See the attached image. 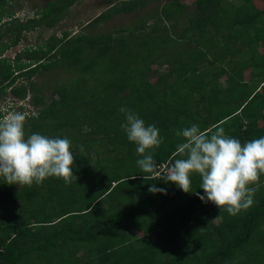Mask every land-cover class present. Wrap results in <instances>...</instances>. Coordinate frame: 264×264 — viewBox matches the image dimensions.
<instances>
[{"label":"trees","instance_id":"trees-1","mask_svg":"<svg viewBox=\"0 0 264 264\" xmlns=\"http://www.w3.org/2000/svg\"><path fill=\"white\" fill-rule=\"evenodd\" d=\"M14 1L0 0V24L10 18L0 25V94L10 87L22 100L32 91L33 104L45 105L26 80L71 72L49 105L15 111L27 114L26 136L68 138L75 161L70 182L49 177L10 190L0 177V264H264V174L250 185L254 204L235 216L193 193L204 195L198 174L189 193L161 179L182 142L177 131L192 124L222 126L242 144L264 137V0H156L151 8L150 0H103L108 7L87 25L147 14L98 36L53 35L12 59L2 53L24 32L54 27L77 0H49L26 19L9 10ZM121 107L159 128L155 173L136 164ZM153 184L166 194L150 193Z\"/></svg>","mask_w":264,"mask_h":264},{"label":"clouds","instance_id":"clouds-1","mask_svg":"<svg viewBox=\"0 0 264 264\" xmlns=\"http://www.w3.org/2000/svg\"><path fill=\"white\" fill-rule=\"evenodd\" d=\"M8 92L11 93L10 87L4 94ZM15 110L10 104L3 108L0 103V177L9 185L19 186L42 183L49 177L70 182L75 161L70 140L39 133L26 136L27 114ZM120 111L125 114L121 128L142 157L136 164L144 173H155L156 164L150 150L163 142L159 128L154 124L146 125L128 108L121 107ZM176 134L183 139L173 154L174 163L161 179L189 193L193 192L191 176L198 174L204 195L198 191L193 193L232 216L254 204L257 187L250 185L257 184L264 174V137L242 144L239 139L226 135L222 126L203 131L196 124ZM80 151H84L82 145ZM177 155L182 158L175 159ZM149 192L166 194V189L153 184Z\"/></svg>","mask_w":264,"mask_h":264},{"label":"rangeland","instance_id":"rangeland-1","mask_svg":"<svg viewBox=\"0 0 264 264\" xmlns=\"http://www.w3.org/2000/svg\"><path fill=\"white\" fill-rule=\"evenodd\" d=\"M48 2L49 0L14 1L9 4L10 6L9 10L15 11L16 17H19L21 19H26L27 17L32 16L36 12V10H38V8H42L45 5H47ZM156 3H157L156 0H150V6H148V8H151ZM108 5L109 2H105L103 0H77L72 6H70L69 9L66 10V12L63 14V18L57 23V25H55L54 27H49V26L36 27L31 31L24 32L22 39L20 43L17 45V47L13 48L12 50L9 49V51H6V53H9V57L14 59L15 54L19 51V49H22V47H24L25 45H32V46H36L38 44L45 45L48 38H50L53 35H57L58 37L63 36L64 32H68L70 35H75L76 33H84L92 37V36L101 35L103 33H108L123 27H131L138 18H141L147 14L146 10L142 9L137 12H130L127 14L116 15L112 18L106 19L103 22H96L95 24L87 25L95 17L100 15L108 7ZM8 20H10L9 15L4 16V19L2 20L3 22H1V24L4 25L5 24L4 21H8ZM261 50L264 51V48L261 47ZM161 71L162 69L159 70L160 73ZM71 76L72 73L69 72L67 69L56 68V69H48L47 71L44 72V74H34L29 81L26 80L27 85H29V83L32 82L34 83L35 87L41 89V95L45 97V103H46L45 105L35 106L33 104L34 92L32 91H30L26 96V98L22 100L16 99L12 93L8 92L7 94H4V96L1 97L0 103H2L3 108H7L10 104L12 105L14 110L18 109L20 106H23L25 110L29 109V110H34L33 112H37L40 108H43L50 104L52 96L58 97L52 95L55 86L59 82L69 79ZM245 77L246 79L249 78V70L245 72ZM17 81H19L17 84L20 85L21 82L24 81V78L21 77ZM188 102L189 104L190 102L193 103L191 99H189ZM193 107L194 105L192 104V106H190L189 109L192 110ZM182 139H183L182 137H179V139L175 138V142L182 141ZM119 158L121 159V156ZM179 158L182 157L179 156ZM118 162H120V160ZM125 162L128 165L129 159L128 160L126 159ZM121 170L124 169L121 168ZM129 170L133 171L134 169L130 168ZM20 186L16 184H12L9 185V189L10 190L20 189L21 188ZM39 190L40 193L43 194V190L42 189ZM45 193H47L46 189H45ZM65 196L66 198L68 197V195ZM22 201L24 200H21V202ZM103 206H106V204ZM0 208H2L1 204H0Z\"/></svg>","mask_w":264,"mask_h":264},{"label":"flooded vegetation","instance_id":"flooded-vegetation-1","mask_svg":"<svg viewBox=\"0 0 264 264\" xmlns=\"http://www.w3.org/2000/svg\"><path fill=\"white\" fill-rule=\"evenodd\" d=\"M13 48H11L10 50H12ZM7 51H9V50H7ZM2 57H9V53H6V52H4V53H2ZM16 57V56H15ZM16 73V72H15ZM4 93H1L0 94V96H2Z\"/></svg>","mask_w":264,"mask_h":264},{"label":"crops","instance_id":"crops-1","mask_svg":"<svg viewBox=\"0 0 264 264\" xmlns=\"http://www.w3.org/2000/svg\"><path fill=\"white\" fill-rule=\"evenodd\" d=\"M82 253V250H79L76 255L80 256Z\"/></svg>","mask_w":264,"mask_h":264},{"label":"built area","instance_id":"built-area-1","mask_svg":"<svg viewBox=\"0 0 264 264\" xmlns=\"http://www.w3.org/2000/svg\"><path fill=\"white\" fill-rule=\"evenodd\" d=\"M165 167V165H163V168ZM4 250V248H0V251H3Z\"/></svg>","mask_w":264,"mask_h":264}]
</instances>
